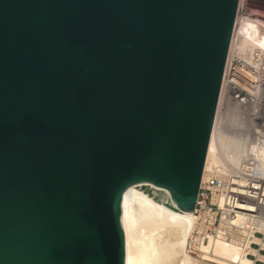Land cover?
<instances>
[{
	"label": "water",
	"instance_id": "obj_1",
	"mask_svg": "<svg viewBox=\"0 0 264 264\" xmlns=\"http://www.w3.org/2000/svg\"><path fill=\"white\" fill-rule=\"evenodd\" d=\"M240 0H0V264H125L127 187L194 211Z\"/></svg>",
	"mask_w": 264,
	"mask_h": 264
},
{
	"label": "built area",
	"instance_id": "obj_2",
	"mask_svg": "<svg viewBox=\"0 0 264 264\" xmlns=\"http://www.w3.org/2000/svg\"><path fill=\"white\" fill-rule=\"evenodd\" d=\"M235 56L227 59L217 126L227 136L239 139L244 148L236 164L209 169L202 179L186 248L203 257L214 244L223 243L248 258L250 264H264V168L259 160L264 147V93L259 90L264 81V51L250 53L252 61L245 66L249 75H233ZM234 83L247 91L233 89Z\"/></svg>",
	"mask_w": 264,
	"mask_h": 264
},
{
	"label": "bare ground",
	"instance_id": "obj_3",
	"mask_svg": "<svg viewBox=\"0 0 264 264\" xmlns=\"http://www.w3.org/2000/svg\"><path fill=\"white\" fill-rule=\"evenodd\" d=\"M241 6L242 0L239 2L228 54L229 61L232 60L233 50L237 45L239 52L247 47L254 55L264 51V30L261 31L260 28L262 24L259 26L255 19L241 18ZM237 41L238 44H236ZM251 61L250 58L249 62ZM233 75H239L236 69L233 70ZM232 85L235 90L244 91V93L247 91L246 87L235 83ZM259 90L264 93V81ZM223 92L224 84L218 109L222 103ZM217 116L218 110L204 166L203 180L206 179L209 169L222 168L227 163L236 164L244 148L239 139L229 137L218 129ZM231 155L232 157H229ZM259 160L264 168V147L260 148ZM166 202L175 203L171 192L151 182H140L126 188L122 201V224L126 237L125 264H250L248 258L241 256L236 249L223 243L214 244L210 254H205L203 257L190 254L186 245L193 211L176 210L168 206ZM204 250L207 251L209 248L205 247Z\"/></svg>",
	"mask_w": 264,
	"mask_h": 264
},
{
	"label": "rangeland",
	"instance_id": "obj_4",
	"mask_svg": "<svg viewBox=\"0 0 264 264\" xmlns=\"http://www.w3.org/2000/svg\"><path fill=\"white\" fill-rule=\"evenodd\" d=\"M240 17L241 18L247 17L253 20L255 19L256 21H258L257 23L259 24V26L262 24L260 28H261V31H263L264 30V0H242V6L240 9ZM238 41L236 42V44H238ZM236 47H238V45ZM236 47L234 48L233 52L235 53V55H237V58L235 56L237 66H235L234 69H236L239 75H241L243 72L246 75H249L248 73L249 70L245 69V66H246V63L247 64L249 63L250 53L252 51L250 50V48L247 47V49H244V51L239 52V50ZM238 56H239V59H238Z\"/></svg>",
	"mask_w": 264,
	"mask_h": 264
}]
</instances>
